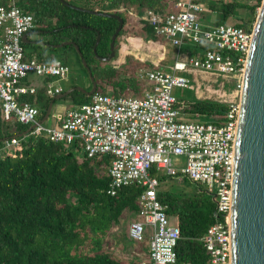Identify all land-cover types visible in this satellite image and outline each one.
Masks as SVG:
<instances>
[{
	"label": "trees",
	"instance_id": "16d2710c",
	"mask_svg": "<svg viewBox=\"0 0 264 264\" xmlns=\"http://www.w3.org/2000/svg\"><path fill=\"white\" fill-rule=\"evenodd\" d=\"M10 1L0 0V6H8ZM65 1L76 7L123 19L122 29L115 40L114 59L110 62L98 60L93 47L97 34H100L96 54L100 58L110 55L111 38L119 26L116 19L74 10L59 0H17L16 5L34 16L35 30L42 33L44 44L71 42L78 46L97 83L96 92L114 96L140 95L145 82L138 80L122 65L117 67L112 64L117 58V46L126 35L156 41L158 36L139 15L153 10L163 17L179 0ZM216 3L210 4V9L217 10L219 3ZM237 6L236 2L221 4L222 20L217 24L235 15ZM257 6L248 9L250 16L254 15ZM107 7L113 10H107ZM133 11L140 18H136ZM242 28L252 29L246 25ZM22 46L27 58L40 62L54 60L51 52L55 51L60 52L61 61L68 66L69 54H74L78 68L87 79L83 89L91 90L88 71L72 45L56 49L32 45L31 55L26 54V45ZM195 46V55L208 49L203 43ZM126 59L135 60L132 56ZM148 68L153 66L150 64ZM47 79L50 78L34 83V94H26L19 99L35 106L39 119H43L53 101L44 89ZM74 87L78 86L73 84L70 88ZM68 96L76 105L91 99V96L77 90ZM177 105L178 101L175 107ZM225 110L226 105L213 100H200L190 102L182 114L216 119ZM27 129L14 118L5 119L0 103V264H138L115 257L104 251L102 245L125 216L138 212V197L143 188L130 185L120 188L114 196L109 195L111 156L88 158L83 153L78 156L69 147L43 137L20 136L16 147L2 149L3 140L23 134ZM76 147L81 150L79 144ZM158 181L157 199L166 207L167 216L180 231L176 264H208V254L201 238L215 222L216 200L213 195L203 185L185 176L162 175ZM171 181H176V187L165 188L169 183L172 185Z\"/></svg>",
	"mask_w": 264,
	"mask_h": 264
},
{
	"label": "built area",
	"instance_id": "2783aa9c",
	"mask_svg": "<svg viewBox=\"0 0 264 264\" xmlns=\"http://www.w3.org/2000/svg\"><path fill=\"white\" fill-rule=\"evenodd\" d=\"M16 1L0 6V103L5 119L14 118L28 129L3 140L2 149L16 147L20 136L30 134L66 148L79 144L88 158L111 156L107 193L114 196L120 188L130 185L143 188L137 212L142 221L129 227L132 240L142 242L147 238L149 242L148 260L141 264H176L177 261L180 231L175 223L170 224L166 207L157 199L159 181L155 173L181 175L203 185L216 200L215 222L201 238L208 264H230L229 213L239 103L227 102L225 113L214 122L192 121L186 114L183 116L187 120L179 121L182 114L175 107L177 100L172 89L188 88L189 79L181 73L194 68L239 77L235 90L239 94L251 30L225 23L202 27L196 14L204 12L205 7L194 0H179L163 17L146 10L141 19L147 21L156 36L175 47L189 40L193 45L203 43L208 49L189 58L176 59L173 73L138 69L136 78L152 83V88L144 87L140 95L114 96L95 91L90 102L72 104L56 125L46 126L35 106L19 100L36 92L34 85L26 84L27 76L34 74L59 81L68 77L70 69L57 59L40 62L25 56L22 38L35 29V19L20 9ZM259 1L254 0L253 6ZM44 89L52 98L62 93V88L53 82L44 83ZM182 158L185 165L177 170L174 163H180Z\"/></svg>",
	"mask_w": 264,
	"mask_h": 264
},
{
	"label": "water",
	"instance_id": "95a60500",
	"mask_svg": "<svg viewBox=\"0 0 264 264\" xmlns=\"http://www.w3.org/2000/svg\"><path fill=\"white\" fill-rule=\"evenodd\" d=\"M59 1L71 9L111 17L118 21L119 26L111 38L110 55L100 58L96 54L100 34H97L93 47V53L98 60L110 62L116 54L115 40L122 29L123 19L117 15L76 7L65 0ZM251 34V44L241 76L238 125L233 147L229 213L230 264H264V0L258 8ZM26 36L27 34L22 38V43L26 42L24 40ZM41 44L54 49L72 45L81 58L83 67L88 71L92 84L90 91L80 87L71 88L56 97V100L64 98L75 90L87 96H91L96 91L97 83L77 45L71 42L59 45ZM52 103L53 101L50 102L42 121L49 116Z\"/></svg>",
	"mask_w": 264,
	"mask_h": 264
},
{
	"label": "rangeland",
	"instance_id": "374dc122",
	"mask_svg": "<svg viewBox=\"0 0 264 264\" xmlns=\"http://www.w3.org/2000/svg\"><path fill=\"white\" fill-rule=\"evenodd\" d=\"M203 1V0H201ZM205 3V11L202 13H197L198 22L202 27H209L213 26L217 23L221 22V4H224L222 1H218L219 3L217 6V10H209L207 7H209V0H204ZM227 3H237V8L235 10V15L230 16L225 22V24H232L236 26H244L247 27H253L256 17H257V11L260 7V4H256L254 6H257L255 13L253 16L249 15L248 9L253 6L254 0H226ZM231 1V2H230ZM262 1V0H261ZM260 1V3H261ZM213 3H216L215 1ZM216 3V4H217ZM107 10L112 11L113 9L110 7L106 8ZM136 11H133V15L136 18H142L143 14L138 16V13L136 14ZM123 16H126V13L123 12ZM133 16V18H134ZM253 17L251 20L250 18ZM144 20V19H142ZM147 22L146 20H144ZM222 23V24H223ZM42 37V36H40ZM133 38L136 36H129L126 35L120 39V42L117 46V58L112 62L114 66H120L122 65V68L127 70L130 74H135L138 69H146L151 64L155 70L160 69L167 73H173L171 66L173 65L174 61L177 58L184 59L189 58L195 55V50L197 47L193 45L189 40H186L185 43L182 44L181 47H175L173 46L168 40L164 39L163 37H157V42L164 47V57L163 59L157 64L154 65V63H150L153 61L152 59L154 55H156V51H152V48L158 47L157 44H153L150 42L146 46H144L143 49H137L132 44L128 43L126 41L127 38ZM145 41V40H144ZM150 49V50H149ZM33 49L31 46L26 45L25 46V52L27 55L33 54ZM162 51V50H161ZM52 57L54 59L61 61V55L60 52H51ZM201 54V53H197ZM132 56L135 60H127L124 61V56ZM151 55V56H150ZM75 55L70 53L68 57V66L70 69V73L68 75L67 79L61 80L59 82V85L62 87L63 92L65 93L70 89V87L74 84L77 85L80 88H83L87 84V79L85 78L84 74H82L81 70L78 68V64L76 62V59L74 57ZM137 57V58H136ZM127 58V57H126ZM114 59V58H113ZM139 59L144 61H139ZM150 60V61H148ZM124 62V63H123ZM185 77L189 79V87L188 88H180V87H174L172 89V96L175 97V99L178 101V105L176 106V109L182 114V111L185 107L188 106L190 102L193 101H200V100H213L215 102L220 103L221 105H226L229 101H238L239 100V94L235 91L236 90V84L238 82L239 77L236 78V76L231 74H218L215 72H209V71H203V70H196L191 69L188 73H181ZM27 82L37 83L40 81V78L35 76L34 74H29L26 79ZM145 87L147 90H150L152 88V83L145 82ZM130 95V94H125ZM72 101V97L68 96L63 99L57 100L56 103L53 105V111L52 115L44 121V124L46 126H52L53 125V119L55 118V110L59 106L60 110L67 109L69 104H76V103H70ZM90 102V101H89ZM87 103V102H86ZM70 107V106H69ZM187 118H192V121H200V122H207V121H215V119H211L209 117H195L194 114L187 113ZM182 115L179 117V121L187 120ZM71 151H74L77 153L78 156H82V150H79L75 145H72L69 147ZM3 153H1L2 155ZM5 154V153H4ZM3 154V155H4ZM185 165V159L182 158L180 163L175 164L174 167L179 170L180 168L184 167ZM162 175H164L163 171H157L155 173V176L159 179ZM172 185L170 186V183L166 185L165 188L169 187L172 188L173 186L176 187L177 183L176 181H171ZM174 187V188H175ZM168 189V188H167ZM142 219L139 217L138 213L136 214H129L123 218L121 223L115 227L111 234H109L105 238V242L102 245V249L106 252L111 253L115 257H119L123 260L131 261L133 263L141 264L142 261H147V252H148V246L149 242L148 239L145 238L142 242H136L132 240L129 237V227L131 223L134 222H141ZM170 224L173 225L174 221L170 219Z\"/></svg>",
	"mask_w": 264,
	"mask_h": 264
},
{
	"label": "crops",
	"instance_id": "0c3cea01",
	"mask_svg": "<svg viewBox=\"0 0 264 264\" xmlns=\"http://www.w3.org/2000/svg\"><path fill=\"white\" fill-rule=\"evenodd\" d=\"M210 2H209V6H210V4H213V2L215 1V2H218L219 0H209ZM221 2L223 1V0H220ZM196 2H199V3H205V1L203 0V1H201V0H196ZM224 3H227L228 1H226V0H224L223 1ZM204 5V4H203ZM205 7V6H204ZM206 8H208L209 10H210V7H207L206 6ZM212 10V9H211ZM27 34V36H26V39H24L26 42L25 43H23V44H25V45H29V46H32V45H42L41 43H43L42 41H41V37L40 36H42V33L40 32V31H38V30H32V31H30V32H28V33H26ZM25 34V35H26ZM24 37V36H23ZM126 41H128V43H130V44H132L135 48L137 47V49H143L144 48V46H146L148 43L150 44V42L151 43H153V44H157L158 45V47H156V48H152V51H156L157 53H156V55H154V53L152 54V56H154L153 58H155V59H152L153 61H151L150 63H154V65H157L162 59H163V57H164V47L162 46V45H160L158 42H157V40L156 41H152V40H148V41H144L141 37H133V38H131V37H129V38H127L126 39ZM45 46H47V45H45ZM48 47V46H47ZM150 50V49H149ZM162 50V51H161ZM116 53V52H115ZM117 54H118V52H117ZM116 55V54H115ZM151 56V55H150ZM126 57H127V55H125L124 56V61H125V59H126ZM137 58V57H136ZM178 59V58H177ZM139 61H144V60H141V59H139ZM148 61H150V60H148ZM176 61V60H175ZM124 63V62H123ZM171 68H172V66H171ZM146 69H152V70H154V67L153 68H146ZM157 70H159V71H162V70H160V69H157ZM164 72V71H163ZM167 73V72H166ZM68 78V77H67ZM66 78V79H67ZM43 80H45V79H42V78H40V81L39 82H43ZM61 80H59V81H57L56 79H47V81L46 82H53V84H54V86H58L59 85V82H60ZM26 83H29V84H32V85H34V83H32V82H27L26 81ZM35 86V85H34ZM60 86V85H59ZM61 87V86H60ZM62 88V87H61ZM74 88H76V87H74ZM71 89V88H70ZM69 89V90H70ZM64 92H63V89H62V93L60 94V95H62ZM60 95H57V96H55V97H53V103H52V105H51V109H50V113H49V116L46 118V120L52 115V111H53V105L55 104L54 103V101H57L55 98L56 97H58V96H60ZM68 96V95H67ZM67 96H65V97H67ZM64 97V98H65ZM61 99H63V98H61ZM58 100H60V99H58ZM70 103H73L72 101L70 102ZM69 106H71L70 104H69ZM69 106H68V108L67 109H69ZM67 109H64V111L63 110H60V107L58 106L57 108H56V110H55V113H56V115H55V118L53 119V125H56L58 122H59V118H60V115H62Z\"/></svg>",
	"mask_w": 264,
	"mask_h": 264
},
{
	"label": "bare ground",
	"instance_id": "6f19581e",
	"mask_svg": "<svg viewBox=\"0 0 264 264\" xmlns=\"http://www.w3.org/2000/svg\"><path fill=\"white\" fill-rule=\"evenodd\" d=\"M64 63V62H63ZM71 72V71H70ZM168 208V207H167Z\"/></svg>",
	"mask_w": 264,
	"mask_h": 264
}]
</instances>
